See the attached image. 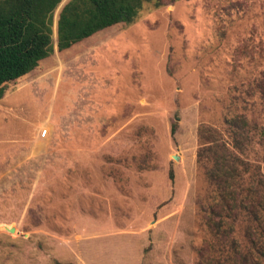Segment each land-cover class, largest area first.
I'll return each mask as SVG.
<instances>
[{
  "label": "rangeland",
  "instance_id": "obj_1",
  "mask_svg": "<svg viewBox=\"0 0 264 264\" xmlns=\"http://www.w3.org/2000/svg\"><path fill=\"white\" fill-rule=\"evenodd\" d=\"M263 84L264 0L148 4L56 47L0 99V264H264V219L240 220L237 247L203 224L199 160L228 115L263 133Z\"/></svg>",
  "mask_w": 264,
  "mask_h": 264
},
{
  "label": "trees",
  "instance_id": "obj_2",
  "mask_svg": "<svg viewBox=\"0 0 264 264\" xmlns=\"http://www.w3.org/2000/svg\"><path fill=\"white\" fill-rule=\"evenodd\" d=\"M167 1L173 0H68L59 13L55 45L54 14L62 0H0V99L7 83L34 70L56 47L64 51L108 27L131 24L146 5ZM225 125L229 140L212 128L200 129L204 143L199 160L209 182L201 212L203 224L219 242L237 247L233 234L243 217L263 224L264 156L260 163L244 156L259 134L247 116L228 115ZM259 137L264 149V130ZM251 242L257 245L255 239Z\"/></svg>",
  "mask_w": 264,
  "mask_h": 264
},
{
  "label": "water",
  "instance_id": "obj_3",
  "mask_svg": "<svg viewBox=\"0 0 264 264\" xmlns=\"http://www.w3.org/2000/svg\"><path fill=\"white\" fill-rule=\"evenodd\" d=\"M9 230H10L11 232H14V231H15V228L12 227V228H10Z\"/></svg>",
  "mask_w": 264,
  "mask_h": 264
},
{
  "label": "built area",
  "instance_id": "obj_4",
  "mask_svg": "<svg viewBox=\"0 0 264 264\" xmlns=\"http://www.w3.org/2000/svg\"><path fill=\"white\" fill-rule=\"evenodd\" d=\"M46 134V130H44L43 135Z\"/></svg>",
  "mask_w": 264,
  "mask_h": 264
}]
</instances>
